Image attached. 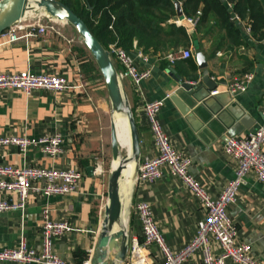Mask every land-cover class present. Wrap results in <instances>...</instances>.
<instances>
[{
	"label": "crops",
	"instance_id": "1",
	"mask_svg": "<svg viewBox=\"0 0 264 264\" xmlns=\"http://www.w3.org/2000/svg\"><path fill=\"white\" fill-rule=\"evenodd\" d=\"M222 2L238 33L210 22L211 28L203 27L201 31L185 28L188 41H180L176 47L168 41L161 43L158 52L152 48L143 52L134 39L128 53L139 70L150 69V74L142 79L138 88L129 77L120 76L139 133L140 160L155 154L143 104L164 99L158 115L160 124L171 144L190 157V172L213 197H217L234 177L237 167L224 149L226 138L240 137L264 126V117L260 113L264 94V36L253 37L247 31L244 19L230 9V1ZM261 2L264 7V0ZM179 4L181 6V2ZM38 15L44 16L29 10L17 23L25 25ZM41 19L48 23L45 17ZM176 19L177 14L172 21L175 23ZM53 25V29L42 34L35 31L33 35H26L28 29L24 27L18 30L19 39L15 42H7L0 35V72L62 73L70 85L58 93L34 89L26 95L17 90H0V136L34 137L59 132L64 139L61 153L52 159L31 149L23 156L15 146H0V163L18 167L28 164L78 168L82 179L78 188L68 194L43 196L31 192L23 218L18 210L0 212V248L15 246L23 235L27 246L39 249L42 212L48 208L53 220L67 221L73 227L72 231L54 239L53 251L70 264H82L85 260L93 264L103 214L101 198L107 194L106 182L114 161L111 127L107 125L110 102L105 90L96 83L99 79L84 77L79 54L84 44L75 28L61 20H55ZM184 48L192 53L187 59L169 64L163 57L168 51ZM197 52L202 53L206 62L203 68L198 67ZM170 69L194 87L191 93L173 79ZM117 72L122 73L119 64ZM248 72L254 77L244 92L232 97L225 92L228 82ZM204 75L215 82L214 88L204 84ZM214 89L219 93L211 95L210 91ZM174 94L187 107L184 112L170 99ZM121 121L127 145L121 144L118 135L117 138L127 150L130 147L128 128L124 120ZM88 166H93L92 175L86 171ZM136 176L130 173L131 182L126 186L130 202L128 209L123 210L125 221L122 223L127 232L141 236L140 223L131 206L138 200H145L151 206L167 245L172 250L182 248L195 236L197 224L205 216L204 210L192 193L172 176L164 174L152 184L138 183ZM15 197L0 191V199ZM228 214L238 241L250 246L252 256L264 260V184L257 181L253 173H249L238 188L235 201L228 206ZM200 258L198 251L183 264H201Z\"/></svg>",
	"mask_w": 264,
	"mask_h": 264
},
{
	"label": "built area",
	"instance_id": "2",
	"mask_svg": "<svg viewBox=\"0 0 264 264\" xmlns=\"http://www.w3.org/2000/svg\"><path fill=\"white\" fill-rule=\"evenodd\" d=\"M231 7V6H230ZM25 25L15 23L1 32L7 42L19 39L18 30L27 27L26 35L44 33L54 28L56 19L42 13ZM42 17L48 23L42 22ZM237 17V16H236ZM176 24L193 30L197 18L181 17ZM247 31L249 27L246 26ZM109 56L121 66L119 76H127L139 87L142 79L150 74V69L139 70L128 51L109 44ZM192 55L188 48L175 49L164 54V58L173 64L178 60L187 59ZM146 59L145 56H142ZM253 73H243L234 77L225 87L231 97L246 90L253 79ZM81 86V84H80ZM70 87L62 73H34L29 70L17 72H0V90H17L29 94L34 89H46L58 93ZM219 93L218 89L210 91L211 95ZM164 99L146 101L143 113L148 121L152 134L155 154L140 160L136 180L152 184L168 174L177 179L181 186L190 191L204 210V218L197 224L195 236L178 250H172L165 242L155 222L151 206L145 200L136 201L131 208L140 223L141 236L128 233V251L124 264H183L198 251L201 264H264L263 259L251 255L250 246L237 239V232L228 214V206L235 201L238 188L249 173H253L260 183L264 184V126H259L247 134L234 137L228 136L224 143L226 153L236 162L234 177L225 185L217 197L208 193L205 186L189 170L191 159L177 150L163 130L158 115ZM260 113L264 117V94L260 102ZM64 139L59 132L44 133L40 136H0V146H15L26 156L31 149H37L52 159L61 153ZM82 179L78 168L38 167L28 164L18 167L13 164L0 163V191L14 194L15 199H0V212L18 210L21 218L26 208L28 196L36 192L43 196L64 195L75 191ZM100 211L107 203V197L101 198ZM39 249L27 246L23 235L13 247L0 248V262L15 264H70L53 251V242L57 237L73 230L67 221H55L50 217L48 208L42 212ZM23 221V219H22ZM152 248H155L152 251ZM82 264H90L85 260Z\"/></svg>",
	"mask_w": 264,
	"mask_h": 264
},
{
	"label": "trees",
	"instance_id": "3",
	"mask_svg": "<svg viewBox=\"0 0 264 264\" xmlns=\"http://www.w3.org/2000/svg\"><path fill=\"white\" fill-rule=\"evenodd\" d=\"M78 15L91 33L108 50L109 44L128 51L133 40L143 52L153 49L158 52L160 44L168 41L177 46L188 41L184 26H177L172 20L176 16L175 2H181L186 17L197 18L196 31L203 27L217 26L227 30L237 28L229 19V11L222 0H60ZM231 10L243 18L255 38L264 36V7L261 0H229ZM212 22V24H209ZM238 33V32H237ZM176 44V45H175ZM83 61L82 71L86 79H102L100 71L84 45L79 49ZM116 69L118 63L113 59ZM132 113L133 109L131 108ZM135 119V118H134Z\"/></svg>",
	"mask_w": 264,
	"mask_h": 264
},
{
	"label": "water",
	"instance_id": "4",
	"mask_svg": "<svg viewBox=\"0 0 264 264\" xmlns=\"http://www.w3.org/2000/svg\"><path fill=\"white\" fill-rule=\"evenodd\" d=\"M175 9L177 16L181 17L183 13L179 2H175ZM29 10L45 13L51 18L65 21L75 28L79 34V39L87 47L100 71L109 102L112 105V111L120 113L114 108V104L118 103L120 110L125 114L130 138V152L126 150L123 156L120 155L119 148L121 145L117 139L114 122H112L110 128L111 146L113 158L117 164L115 167L112 166L109 173L107 203L99 223L93 258V264H124L128 251V232L125 225H117L122 208V198L128 196V192L121 178L126 164L132 161L135 162L134 175H137L140 163V139L120 76L108 51L91 33L86 23L60 0H0V34L7 27L17 23ZM196 60L199 68L206 66L202 53L197 52ZM174 72L173 69H170L173 79L181 88L191 93L194 87ZM202 80L208 88L215 87V82H212L208 75L202 76ZM170 99L182 112L187 108L177 95L170 96ZM86 171L92 175L93 166H88Z\"/></svg>",
	"mask_w": 264,
	"mask_h": 264
},
{
	"label": "bare ground",
	"instance_id": "5",
	"mask_svg": "<svg viewBox=\"0 0 264 264\" xmlns=\"http://www.w3.org/2000/svg\"><path fill=\"white\" fill-rule=\"evenodd\" d=\"M78 36H79V34H78ZM114 108L116 110H119L120 112H122L120 110L121 108L118 105V103L117 104H114ZM122 117H123L124 122L126 123L125 125L128 128L127 120H126L125 114L123 112H122ZM114 123H115V126H116V131H117L116 133H117V135H118V137L120 139V142L124 146L127 145L125 131H124V127H123V123H122L120 117L118 116V114L115 115V117H114ZM128 137H129V132H128ZM129 142H130V138H129ZM127 151L130 152V147H127ZM116 164H117V162L114 160L113 163H112L113 167H115ZM134 167H135V162L132 161V162L127 163L126 164V167L122 171V178H121L122 180L121 181H122L123 184H125V186H128L130 184V182H131V181L129 182V175H130V173H133V175H134ZM129 202H130L129 196H126V197H123L122 198V208H121L120 217H119V220H118L119 223H118L117 226L124 225L122 222H124L125 219L123 218L122 214H123L124 208L125 209H128Z\"/></svg>",
	"mask_w": 264,
	"mask_h": 264
},
{
	"label": "rangeland",
	"instance_id": "6",
	"mask_svg": "<svg viewBox=\"0 0 264 264\" xmlns=\"http://www.w3.org/2000/svg\"><path fill=\"white\" fill-rule=\"evenodd\" d=\"M85 77H87V75L85 74ZM102 77V76H101ZM88 80H91V79H89L88 78ZM99 86H101V88H103L104 90H105V95H106V97L108 98V95H107V91H106V88H105V85H104V81H103V79H99V80H97V82H96ZM108 100H109V98H108ZM110 105V107H109V113H108V120H107V125H108V127H111V123L113 122V120H114V117H115V115H117L118 114V116L120 117V119L122 120L123 119V117H122V112H120V113H115L114 111H112V105L111 104H109ZM122 144V143H121ZM122 146V145H121ZM119 153H120V155H124L125 153H126V148L125 147H120L119 148ZM108 177H109V175H108ZM107 184H108V178H107V182H106ZM105 197H107V194H106V196Z\"/></svg>",
	"mask_w": 264,
	"mask_h": 264
}]
</instances>
